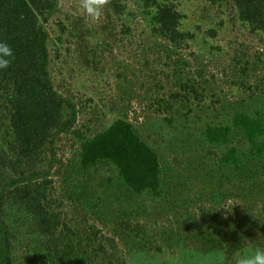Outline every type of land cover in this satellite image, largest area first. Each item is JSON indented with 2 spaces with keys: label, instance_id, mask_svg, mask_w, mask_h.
I'll return each mask as SVG.
<instances>
[{
  "label": "trees",
  "instance_id": "trees-1",
  "mask_svg": "<svg viewBox=\"0 0 264 264\" xmlns=\"http://www.w3.org/2000/svg\"><path fill=\"white\" fill-rule=\"evenodd\" d=\"M183 1L109 0L105 10L113 26L111 31L116 28L113 20L122 21L120 42L135 36L130 23H139L136 20L145 16L147 32L138 34L142 38L147 34L145 41L152 40L162 49L154 61L142 60V68L149 70L148 77L152 75L156 92L169 89L149 107L158 104V110L162 111L165 99L171 98L167 101L170 104L166 103L171 116L164 119V129L168 131L163 137L169 142L168 152L178 157L175 159L178 167L162 161L161 148L150 144L149 138L134 124L138 120L136 115H124L110 124L103 123L105 117L97 119L100 123L95 133L80 124L79 114L83 109L77 103L78 98L75 101L76 96L69 90L65 96L55 88L48 70L50 35L46 26L51 15L58 12L59 0H0V42L8 43L15 54L11 66L0 70V131L5 137L0 140V264H13L15 259L25 264L24 257L26 261L31 259V263L33 258L36 264H116V256L108 253L106 247L108 243L115 250L116 242L107 236L109 232L106 234L101 227L91 225L89 211L94 207L90 204L75 207L74 204L71 213L74 217L68 220L58 211L59 205L57 210L53 209L59 202L50 199L54 188L52 175L60 171L56 144L64 136L83 172L109 166L102 188L109 186L108 191L112 186V202L115 203L124 202L128 194L138 197L149 194L153 199L170 196L173 191H166L161 176L166 179L177 175L179 188L183 190L182 183L192 190L193 176L202 173L201 165L196 167L194 158L200 157L205 147L221 149L220 173L204 174L203 184L207 190L202 203L196 206L202 224L209 231V243L217 242L227 257L245 244L264 243V101L254 98L264 93V77L254 82L257 72L264 69V55L247 42L234 41V49L229 51L234 65L230 67V75L224 68V77H230L231 85L242 94L250 91L249 98L242 95L236 103L224 104L219 109L218 105L225 98L221 91V98L217 97L211 108L200 110V116L196 115L197 123L193 122L191 103L193 100L201 107L205 102V89L197 85V81L204 77L208 65L197 73L200 78H192L185 50L190 48L195 34L182 27V20L187 18L180 7L186 5ZM203 1L210 4V8L229 6L233 30L239 26L248 34H264V0ZM73 20V34H76L79 22ZM225 21L213 20V28L206 31L205 37L215 39ZM59 24L62 33L69 29L64 23ZM200 28L197 25L196 29ZM109 38H114L112 43H115L117 34L112 31ZM163 56L167 60L165 67L171 69L176 65L171 69L172 75L160 69L164 66L161 64ZM248 56L252 61L245 59ZM118 78L122 79L119 75ZM211 78L213 82L218 81L215 75ZM86 102L92 104L94 100L89 98ZM81 183L78 200L83 202L82 193L86 195L90 185ZM231 189L237 193L234 195ZM242 192L244 200L240 203ZM93 194L88 200L96 197ZM229 198H233L230 205L226 204ZM171 205L176 209L175 202L169 203ZM141 209L144 214L149 213L148 208ZM189 210L190 207H184L185 212ZM24 226L30 227L34 235L25 246L17 240L18 235H23L20 230ZM132 232L136 240L144 239L139 232ZM201 234L205 235L203 231ZM130 240L128 236L126 242Z\"/></svg>",
  "mask_w": 264,
  "mask_h": 264
},
{
  "label": "rangeland",
  "instance_id": "rangeland-1",
  "mask_svg": "<svg viewBox=\"0 0 264 264\" xmlns=\"http://www.w3.org/2000/svg\"><path fill=\"white\" fill-rule=\"evenodd\" d=\"M59 2L58 12L51 15L46 26L50 35L47 43L49 50L48 70L55 88L65 96L68 95L66 91L69 90L76 96L75 101L78 98L77 103L83 109L79 114L80 124H85L95 133L96 127L100 123L97 119L105 117L103 123L110 124L123 118L124 115L129 114L130 117L136 115L138 120L134 124L144 137L149 138L150 144L161 148L162 161L168 164H176L175 159L178 157L174 153L168 152L169 142L163 137L165 131H168V129H164L166 128L164 119L169 115L171 116L166 103L171 98L165 99L166 103L163 105L165 108H162V111L158 110V104H155L153 108L149 107L155 98L161 97L169 89L156 92L152 75L148 77L149 70L145 67L142 68L144 63L142 60L148 58L150 61H154L157 56L159 57L158 52L162 50L156 47L152 40L145 41L147 34L143 38L138 34L147 29L145 26L147 24L144 23L145 16H140L136 20L140 24L130 23L131 28L136 32L135 36H132L131 40L125 39L123 42L119 41L122 35L121 31H123L122 21L117 18L113 20L116 28L112 31L113 34H117V39L115 43H112L114 38L110 39L109 37L113 26L110 24V18H106L105 12L109 3L102 9L100 18L93 22L86 16L82 8H79L80 0H59ZM183 3L186 5L180 7L187 13V18L182 20V27L195 34V38L189 43L190 48L185 50V59L189 61L192 78H200L197 73L204 69L205 65H208V68H205L204 77L197 81V85H203L205 89V102L201 103V107L193 100L191 103V108H193L192 121L197 123L196 115L200 116V110L211 108L217 97L221 98V91L228 99H226L227 102H224L225 98H222L221 102L223 103L218 105L219 109L227 103L231 106L244 95L240 89L231 85L230 77H224V68L228 70L226 72L230 75V67L234 65L230 59L229 51L234 49L233 44L237 40L247 42L252 49H260L264 55V34L261 36L248 34L239 26L233 30L231 20H229L231 14L227 5L210 8V4L203 0H185ZM128 4L130 5L131 2ZM180 7L178 6L179 10ZM218 8L219 10H217ZM73 19H78L79 22L76 27V34L75 32L73 34ZM212 19H225L226 23L220 31L218 30V36L215 39H207L205 37L206 31L213 28ZM59 23H64L69 29L62 33ZM197 25L201 26L199 30L196 29ZM135 50L138 51L135 52ZM248 57L245 59L252 61L251 56ZM161 59V64L164 66L160 69L166 71L164 73L172 75L171 69L176 65L169 69L165 67L167 62L165 57L163 56ZM118 75L122 79H119ZM211 75H215L218 81L213 82ZM261 77H264V69L257 72L254 82H260L259 78ZM249 95L250 91H246L244 96L249 98ZM89 98L94 100L92 104L86 102ZM254 98L256 101H264L262 99L264 93L260 92ZM171 103L173 104L174 101ZM114 108L116 111L112 112L111 110ZM179 124L180 121L175 123V126ZM154 130H158L156 134L152 132ZM170 135L173 136V133L171 132ZM3 138H5L3 132L0 131V140ZM56 146H58L60 161L58 168L60 171L57 175L55 173L52 175L54 188L50 199H57L59 202L54 204L53 209L56 208L55 210H57L59 205L58 211L63 212L64 217L68 220V217L71 219L74 217L71 214L74 204L75 207L88 204L94 207L93 210L89 211L92 216L91 225L101 227L106 234L109 232L107 236L116 242L117 248L115 250L108 243L106 245L108 253L116 256V264H221L220 255L224 251L217 246V242L209 243V231L202 224L201 214L196 209L197 203H202V196L207 190L203 184L206 180L204 174L206 172H212L213 175L220 173L218 166L221 149L205 147L200 157L194 158L196 160L195 166L201 165L199 169L202 173L196 177L193 176L192 190H189L182 183L180 185L183 186V190L179 188L176 182L177 175L176 178L173 175V177L166 179L165 176H161L164 179L163 186L166 191H173L170 196L164 195L153 199L149 194L143 197L128 194L125 196L124 202L115 203L112 202V186L108 191L106 188L109 186L102 188L108 177L106 174L109 166H101L98 170L85 173L78 161L72 156L73 151L65 136L61 142H57ZM180 160L183 162V159ZM176 166L179 167L180 165L176 164ZM81 182L90 185L87 194L82 193L83 202L78 200V193L82 189ZM209 184L211 186V183ZM241 188L243 189L244 185ZM213 189L216 190L215 186ZM230 191L234 195L237 193L234 189ZM93 193L96 197L88 200L90 195H94ZM244 194L242 192L238 202L242 203ZM183 200L187 202L184 201V205L181 202ZM171 202H175L176 209L172 205L171 209L169 206ZM232 203L233 198H229L226 204ZM140 206L143 209L148 208L149 213L144 214V210ZM180 206L183 207V210ZM184 207H190L191 211L185 212ZM145 211L147 213V210ZM120 222L124 225H117ZM30 229V227L24 226L20 230L23 235H18L17 240L23 246L29 238L34 236ZM132 231L139 232L144 239L138 238L136 240V237L134 238L135 233ZM201 231L205 235L201 234ZM210 232L213 234L212 231ZM128 236L131 237L130 243L134 241L132 245L126 242ZM213 237L215 238V235ZM95 245L97 244L95 243ZM227 258L230 259L231 256ZM32 260L31 263V259L26 261V257H24L25 264H36L33 258ZM13 264L20 263L15 259Z\"/></svg>",
  "mask_w": 264,
  "mask_h": 264
},
{
  "label": "clouds",
  "instance_id": "clouds-1",
  "mask_svg": "<svg viewBox=\"0 0 264 264\" xmlns=\"http://www.w3.org/2000/svg\"><path fill=\"white\" fill-rule=\"evenodd\" d=\"M108 3L109 0H80L82 10L93 22L100 18L102 9ZM14 59L13 48L6 42H0V70L9 68ZM220 260L221 264H264V243L245 244L237 248L230 259L226 253H221Z\"/></svg>",
  "mask_w": 264,
  "mask_h": 264
}]
</instances>
